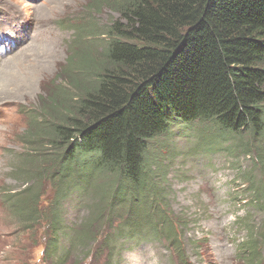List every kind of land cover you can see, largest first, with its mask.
I'll return each instance as SVG.
<instances>
[{
	"label": "trees",
	"instance_id": "16d2710c",
	"mask_svg": "<svg viewBox=\"0 0 264 264\" xmlns=\"http://www.w3.org/2000/svg\"><path fill=\"white\" fill-rule=\"evenodd\" d=\"M104 2L111 3L125 23L109 28L110 42L95 66L85 65L67 80L71 92L48 97L57 117L41 111L40 129L31 136L56 153L41 155L44 169L34 179L63 185L59 197L65 196L72 189L63 180L69 182L67 172L78 166L91 177L82 183L88 194L92 190L89 199L103 204L94 202L93 215L100 224L103 215L114 217L121 203L130 202L123 226L143 220L152 227L151 218L163 201L157 196L161 189L151 186L156 171L152 167L161 165L159 150H166L161 155L165 160L173 158L166 138L173 126H181L191 131L209 127L219 136L245 139L228 154L241 148L257 152L244 154H254L264 182V0H100L98 5ZM253 181L248 174L245 184L253 189L248 193L259 199L264 212V183ZM35 190L33 195L23 193L27 202L34 203ZM143 202L149 203L148 209L139 206ZM23 205L26 211L19 220L31 230L38 217L28 213L31 204ZM49 222L53 234L66 231L59 214ZM106 222L112 225L109 218ZM164 231L177 250L178 264H188L176 231ZM80 234L84 242L89 240L85 230ZM110 238L114 240L102 239L99 248L105 253L104 264L111 263ZM56 240L52 235L44 260L56 253ZM243 248L246 259L241 262L257 264L256 241Z\"/></svg>",
	"mask_w": 264,
	"mask_h": 264
},
{
	"label": "rangeland",
	"instance_id": "374dc122",
	"mask_svg": "<svg viewBox=\"0 0 264 264\" xmlns=\"http://www.w3.org/2000/svg\"><path fill=\"white\" fill-rule=\"evenodd\" d=\"M98 2L0 0V264H104L103 249L99 248L106 236L115 238H110L111 264H178L166 234L150 240L153 228L175 230L184 257L192 264H247L241 262L246 259L243 247L253 240L261 251L255 252L254 259L264 264V212L259 199L248 193L253 189L245 184L248 174L263 182L254 154H244L257 152L241 148L233 156L228 154L245 139L219 136L209 127L192 132L173 126L166 138L173 158L165 160L161 155L166 150H159L160 168L152 167L156 171L151 174V186L161 189L157 196L163 198L151 218L153 228L143 220L131 223L146 233L128 243H123L122 237L134 231L116 236V229L126 222V209L129 212L132 204L121 203L116 216L105 214L104 224H100L93 215L97 199H89L92 190L88 194L86 184H82L91 181L85 177L87 171L75 166L67 172L72 179L63 181L72 190L65 193L66 197H59L63 185L43 177L34 179L35 173L44 169L41 155L56 153L33 142L31 136L40 129L41 111L51 119L57 117L48 99L61 90L71 92L67 80L77 76L75 71L83 66H95L97 56L105 53L110 42L109 28L125 23L111 3L99 6ZM20 48L26 50L18 53ZM34 190L39 191L38 197L29 203L23 193L33 195ZM159 200L155 198L156 203ZM24 203L31 204L28 213L38 217L31 230L19 220V214L26 211L22 209ZM148 204L139 206L147 208ZM56 214L66 230L60 237L50 229L49 220ZM83 230L89 237L87 242L79 238ZM52 235L57 238L58 252L53 261L49 258L43 263L40 255Z\"/></svg>",
	"mask_w": 264,
	"mask_h": 264
},
{
	"label": "bare ground",
	"instance_id": "6f19581e",
	"mask_svg": "<svg viewBox=\"0 0 264 264\" xmlns=\"http://www.w3.org/2000/svg\"><path fill=\"white\" fill-rule=\"evenodd\" d=\"M47 22H48V20H46V21H44V22H42V23H45V24H46ZM33 44H34V45H38V46H44V44H43V45H39V44H37L35 41H33ZM33 49L35 50L36 48H33ZM51 49L54 50V51L56 52V49H55L54 47H52ZM25 50H26V48H20V49L18 50V53H20L21 51L24 52ZM28 51H29V50H28ZM22 54H23V53H22ZM20 55H21V54H20ZM20 55H18V56H20ZM18 56H16V57H18ZM16 57H15V58H16ZM10 58H11V57H10ZM8 61H10V60H8ZM3 80H4V79H3ZM140 261H141V260H140Z\"/></svg>",
	"mask_w": 264,
	"mask_h": 264
},
{
	"label": "snow or ice",
	"instance_id": "6c2138e0",
	"mask_svg": "<svg viewBox=\"0 0 264 264\" xmlns=\"http://www.w3.org/2000/svg\"><path fill=\"white\" fill-rule=\"evenodd\" d=\"M3 43V38H0V44H2Z\"/></svg>",
	"mask_w": 264,
	"mask_h": 264
}]
</instances>
